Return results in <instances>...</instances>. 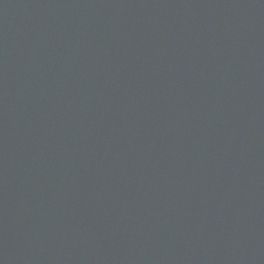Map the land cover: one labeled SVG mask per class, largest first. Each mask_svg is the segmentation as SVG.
<instances>
[{
	"label": "water",
	"instance_id": "95a60500",
	"mask_svg": "<svg viewBox=\"0 0 264 264\" xmlns=\"http://www.w3.org/2000/svg\"><path fill=\"white\" fill-rule=\"evenodd\" d=\"M0 264H264V0H0Z\"/></svg>",
	"mask_w": 264,
	"mask_h": 264
}]
</instances>
